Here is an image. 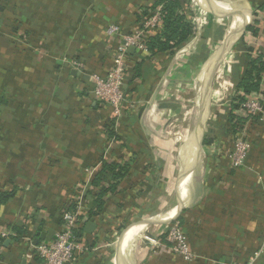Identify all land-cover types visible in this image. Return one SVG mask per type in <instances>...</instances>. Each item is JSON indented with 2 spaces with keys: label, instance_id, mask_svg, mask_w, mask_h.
Returning <instances> with one entry per match:
<instances>
[{
  "label": "crops",
  "instance_id": "0c3cea01",
  "mask_svg": "<svg viewBox=\"0 0 264 264\" xmlns=\"http://www.w3.org/2000/svg\"><path fill=\"white\" fill-rule=\"evenodd\" d=\"M155 1L0 0V99L4 102L0 106V189L17 188L0 206V232L14 233L12 226L18 223L31 232L39 226L54 230L59 210L73 190L91 181L89 170L103 160L108 146L104 124L110 111L96 102L89 73L105 75L111 66L118 40L105 35L106 27L118 24L122 34L130 33L136 11ZM197 1L209 12L201 40L189 39L174 55L144 59L141 76L124 82L126 103L114 129L120 139L110 144L107 158L108 162L132 159L130 174L119 189L132 185L134 198L122 211L113 203L106 208L109 213L125 214L130 222L119 241L120 250L117 253V236L113 234L114 240L109 241L104 226L95 224V246L72 264H233L247 261L259 250L254 264H264V120L249 123L252 145L244 165L237 169L229 158L231 139L220 132L233 93V67L239 64L235 44L243 36L252 56L254 50L264 52V26L256 20L251 24L256 12L264 10V0ZM225 6L230 10L221 9ZM215 18H228L219 39L213 35L218 28ZM247 25L256 33L246 30ZM224 38L234 43L227 44L219 63L224 61L230 70L222 73V97L213 101L216 106L209 108L203 129V137L212 130L215 139L202 143L198 154L200 130H193L206 63L218 55L217 49L212 54L210 49L219 40L222 46ZM201 43L208 56L194 63L190 57L198 53ZM146 55L129 48V72ZM220 64L213 78L217 79ZM191 86L197 93L195 124L188 141L178 148L170 128ZM261 89L264 92V75ZM178 151L189 154L184 164L177 159ZM179 215L195 255L191 261L172 253L160 236L167 221ZM144 232L160 245L143 240ZM10 237L0 246V264H44L30 253L25 239L13 242Z\"/></svg>",
  "mask_w": 264,
  "mask_h": 264
},
{
  "label": "built area",
  "instance_id": "2783aa9c",
  "mask_svg": "<svg viewBox=\"0 0 264 264\" xmlns=\"http://www.w3.org/2000/svg\"><path fill=\"white\" fill-rule=\"evenodd\" d=\"M191 3L192 10L190 20L193 31L190 39L199 42L201 40L200 35L202 26L208 22L207 19L209 12L206 6L201 4V2L191 0ZM161 7V5H158L154 10L150 11L151 13L149 16L145 18L142 17L140 21H136L131 32L128 34H122L118 24H110L105 29V35L108 38H116L118 40L116 47L113 49L111 66L105 75H100L94 72L89 73V75L90 81L92 82V93L94 98L101 107L109 109L110 117L113 118L114 129L122 115L123 105L126 103V94L123 86L126 80V73L129 70L128 49L134 48L139 52H147L149 34L153 31L159 30L161 27ZM254 20L260 21L264 26V10H258L256 12V16L253 17L251 21V24L253 25L256 24V21L254 22ZM254 52L256 55L264 53L255 50ZM74 64H77L81 70L84 69L79 63L74 62ZM229 70V67L224 68L226 73ZM217 76V78L221 79V76ZM214 98L215 95L213 91V99ZM244 98L241 110L238 112V115L245 119L244 127L240 133L231 139L232 148L229 154L231 166L235 169L244 165L248 151L252 145L247 133L249 123L264 120V92L261 87L258 91L245 95ZM107 137L106 143L108 146L106 145L107 149L103 151V160L99 161L89 170L92 176L97 170H99L102 162H108L109 147L110 144H113L116 141V138ZM88 183L76 187L70 195L69 200L76 202L74 207L70 208L67 205L68 203H64L61 206L58 213L59 224L54 227L53 236L49 241L42 240L34 245L31 236L24 237L29 244L30 253L39 257L44 264H72L85 250H87V246L78 240L76 232H78L88 219V202L84 197V192ZM165 226V231L162 232L161 235H164V240L168 243L170 251L186 261L193 260L195 255L180 223L175 219H171L167 221ZM7 236H14V233L0 232L1 240H4ZM144 238L154 245H160L156 239L150 236H145ZM1 244L2 242L0 241V246ZM259 253L260 250L247 261L233 264H254V259L258 257Z\"/></svg>",
  "mask_w": 264,
  "mask_h": 264
},
{
  "label": "trees",
  "instance_id": "16d2710c",
  "mask_svg": "<svg viewBox=\"0 0 264 264\" xmlns=\"http://www.w3.org/2000/svg\"><path fill=\"white\" fill-rule=\"evenodd\" d=\"M158 5L162 6L161 27L159 30L149 34L147 41L148 55L142 57L140 61L135 62L131 67V72L128 70L126 73V80L130 83L141 76L140 69L144 59L163 53L174 55L191 38L193 27L190 20L191 11L189 9V0H156L151 6L136 11V21H140L142 17L149 16L150 11L154 10ZM209 29H211V26H209ZM246 30H249L253 34L256 33V30L251 25H247ZM209 31L206 35L210 34ZM222 34L223 32L219 28H216L213 35L219 39ZM235 47V57L239 59V64H235L233 67V93L229 99V107L224 116V125H222L220 130L222 136L229 137L230 139L240 133L244 127L245 119L240 117L238 112L241 110L245 95L256 92L261 87L262 76L264 75V53L252 56V48L247 46L243 36L239 38ZM239 51L241 53H239L240 55L238 54ZM207 56V47L204 43H201L198 53L191 56L190 59L194 63H201L206 60ZM2 104L4 102L0 99V106ZM113 126V118L109 116L104 124V129L107 131L108 136L120 139L114 131ZM212 134H214L212 130L205 134L202 142L204 145L214 141L215 136L213 137ZM131 160L102 162L99 170L94 173L84 192V197L88 202L87 220L94 221L95 223H93L98 227L104 226V235L110 239L109 241H113L114 238L112 237L114 235L117 236V234L121 233L130 224L124 218L125 214L121 212L120 214L109 213V210L106 211V208L111 205L110 203H113L119 211H122L123 205L127 204V202L129 203L134 198L135 194L131 191L133 188L132 185L128 186L129 188H125V190L119 189L120 182L130 174ZM16 189L15 186L10 190L0 189V206L14 196ZM116 196H122V198L119 200V198H114ZM64 203H68L67 205L70 208L76 204L75 201L70 200H66ZM101 217L103 220L105 219L104 222H102ZM181 220L182 216L179 215L176 221L180 223ZM56 221L55 227L59 224L58 215ZM84 225L76 232V236L79 241L87 246V249H91L95 246L98 236L95 234V231L87 232ZM12 230L14 236L10 237L11 240L13 242H20L24 237L29 235L33 238L35 235L34 232L43 231L44 229L39 226L37 230L31 232L28 231L26 226L18 223L12 226ZM161 237L163 238L164 235H161ZM0 241L3 243V240L0 239Z\"/></svg>",
  "mask_w": 264,
  "mask_h": 264
},
{
  "label": "rangeland",
  "instance_id": "374dc122",
  "mask_svg": "<svg viewBox=\"0 0 264 264\" xmlns=\"http://www.w3.org/2000/svg\"><path fill=\"white\" fill-rule=\"evenodd\" d=\"M191 5H192L191 0H189V6L191 7ZM215 7H217V5ZM189 9L191 11L192 7L189 8ZM221 9L224 10V11L230 10L228 6L221 7ZM215 21H216L215 24H217L216 27H218L219 30H221L224 33V31L226 30L227 25H228V18H224L223 20H221V19L218 20L217 18H215ZM229 23H230V21H229ZM220 41L221 40H219L210 49L211 54L213 53V51L215 49L218 50V48L221 46L222 42H220ZM224 73H225V71H224ZM219 81H220V78L219 79L218 78L217 79L213 78L212 89L214 91L215 98L214 99H210L209 108L213 107V106H216V104L215 105L212 104V103H214L213 101L218 102L217 100H219L222 97V90L219 89V85H220ZM196 94H197L196 93V89H195V87L193 89L192 86L190 88H188V91L184 92V94H183L184 101H182V105H183L182 112L178 116V119L173 121L174 123L171 125V128H170L171 129V133L173 134L172 135L173 139L176 142H178L177 143L178 148L181 145H185L189 134H191L190 133L191 130L194 128V124H195V120H194L195 119L194 102H195V99H196ZM175 154H177V159H179L180 162L181 163L183 162V164H184L183 151L182 152L178 151ZM119 234H117V237L119 236ZM142 239L145 240V238H142Z\"/></svg>",
  "mask_w": 264,
  "mask_h": 264
},
{
  "label": "water",
  "instance_id": "95a60500",
  "mask_svg": "<svg viewBox=\"0 0 264 264\" xmlns=\"http://www.w3.org/2000/svg\"><path fill=\"white\" fill-rule=\"evenodd\" d=\"M244 28H245V25H243L240 28V30H237L239 35L241 34V31L243 32ZM233 43H231L229 41V38H224L222 46H220L218 48V50H217L218 51V55L217 56L214 55V58H209L208 62L206 63V66L208 67V69H207V77H206V79L204 80V83H203V94H202V97H201L200 110H199V113H198V116H197V122H196L197 123L196 126L200 130V132H199L200 136H199V141H198V154H199V151L201 150L203 129L205 127V123H206L207 115H208V111H209V104H210V98H211V83H212V79H213V76H214V74L216 72V69L218 68L219 60H220V58L222 57V55L226 51L225 49L227 47V44H231L232 45ZM198 154H197V157H198ZM150 222H155V221L146 220L144 223H150ZM94 229H95V224L93 222L89 221V222L86 223L85 230L87 232H92ZM125 231L126 230H123L121 232V234L119 235V237L117 238V242H116L117 253L120 250L121 239H122L123 234L125 233ZM53 232H54L53 229H49L47 231L36 232L35 236L33 238V240H34L33 244L34 245L37 244V242H39L40 240L49 241L52 238V236H53ZM144 236H148V234L146 232H144ZM8 241L9 240H6V243ZM119 241H120V243H119Z\"/></svg>",
  "mask_w": 264,
  "mask_h": 264
},
{
  "label": "bare ground",
  "instance_id": "6f19581e",
  "mask_svg": "<svg viewBox=\"0 0 264 264\" xmlns=\"http://www.w3.org/2000/svg\"><path fill=\"white\" fill-rule=\"evenodd\" d=\"M234 10H236V9H234L233 8V12H234ZM237 17H238V12H236V14L234 13V20L232 19V24L230 25L231 27H230V29H229V31L231 30V28L235 25V22H236V20H237ZM236 35H238V34H236ZM236 35H235V37H236ZM233 38H234V35H233ZM226 52V51H225ZM222 56H224V55H222ZM222 62V61H221ZM220 64V63H219ZM224 68H225V62L223 61L222 62V64H220V66H219V69H218V71H217V75H219V76H221L222 77V73H223V71H224ZM221 87H222V85H221ZM196 131H199V129L198 128H195L194 130H193V132L195 133ZM190 140V139H189ZM187 141H188V139H187ZM190 147V146H189ZM188 157H189V154H185V155H183V158H184V163H185V161H187V159H188ZM188 173H189V171H188ZM187 173V174H188ZM143 231H144V229L143 230H141V234H143ZM115 264H117L116 262H115Z\"/></svg>",
  "mask_w": 264,
  "mask_h": 264
}]
</instances>
